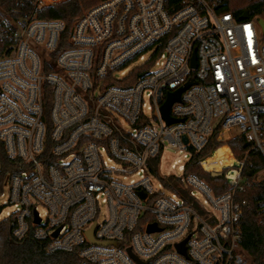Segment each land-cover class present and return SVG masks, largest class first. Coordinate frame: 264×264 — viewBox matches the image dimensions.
I'll return each instance as SVG.
<instances>
[{"label": "built area", "instance_id": "1", "mask_svg": "<svg viewBox=\"0 0 264 264\" xmlns=\"http://www.w3.org/2000/svg\"><path fill=\"white\" fill-rule=\"evenodd\" d=\"M63 1L0 17L14 236L76 252L80 264H140L129 249L144 264H247L240 194L264 190V8L243 18L221 0H102L64 37L62 19L39 16ZM191 80L168 124L162 105ZM169 148L186 159L181 175L162 170ZM193 162L223 192L188 172ZM256 209L264 223V196Z\"/></svg>", "mask_w": 264, "mask_h": 264}, {"label": "trees", "instance_id": "2", "mask_svg": "<svg viewBox=\"0 0 264 264\" xmlns=\"http://www.w3.org/2000/svg\"><path fill=\"white\" fill-rule=\"evenodd\" d=\"M100 1L102 0H66L58 3L54 7L43 8L39 11V16L47 19H62L66 25L64 37H67L70 34L74 21L86 9ZM221 2H224V10L233 11L238 17L246 10L253 15L260 13L264 8L262 0H221ZM13 8L20 9L23 13H29L33 11L34 3L33 0H0V17ZM4 47L5 43L0 42V53ZM61 48L62 46L59 49ZM230 144L236 155H243L244 150H240L241 148H239L243 144L241 139L233 138L230 140ZM223 152L224 149L219 151L216 157L219 158ZM11 169L12 163L7 158L4 144L0 141V196L4 189V182L8 171ZM187 171L206 177L217 194L223 192L225 189V181L222 178L212 177L209 173L204 172L199 164L195 162L187 166ZM166 183L171 185L169 181ZM172 185L175 189L178 188L177 184ZM263 196L264 190L260 186L248 188L240 194V197L246 198L250 205V208L247 207L245 209L240 221L242 244L252 256L255 264H264V223L261 222V216L256 209V201ZM80 263L81 259L76 252H48L44 241L36 240L31 236L23 240H18L13 234L9 219L5 218L0 220V264Z\"/></svg>", "mask_w": 264, "mask_h": 264}, {"label": "rangeland", "instance_id": "3", "mask_svg": "<svg viewBox=\"0 0 264 264\" xmlns=\"http://www.w3.org/2000/svg\"><path fill=\"white\" fill-rule=\"evenodd\" d=\"M232 132H234V130ZM185 162H186V159L184 158L182 153L178 152L177 150L169 148L166 150L165 155L162 160V170L163 172H173L178 175H181L182 172L178 169V166ZM174 163H176L175 168H171V164H174ZM132 177H136V176H132ZM153 182L156 186L159 183L157 180H153ZM163 191H165V193L167 194L170 193L167 189H163ZM197 197L201 201H203V199L205 198L199 192L197 193ZM7 200H8V187L5 186L0 196V207H2V212L0 213V220L5 219V217L7 216L6 215L7 211L13 210L11 206L5 204ZM40 211L43 213L44 209L40 208ZM247 264H255L251 255L248 258Z\"/></svg>", "mask_w": 264, "mask_h": 264}, {"label": "water", "instance_id": "4", "mask_svg": "<svg viewBox=\"0 0 264 264\" xmlns=\"http://www.w3.org/2000/svg\"><path fill=\"white\" fill-rule=\"evenodd\" d=\"M243 18H247L248 17V13L245 12L243 15H242ZM192 66L193 67H196V56L194 55L193 57V62H192ZM193 83H195L194 81H189L187 82L184 86L178 88L177 90L175 91H172L168 94V97L166 99V101L164 102V104L162 105L161 107V113L163 115V117L166 119L167 123L170 124V123H173V122H176L178 121V119H175L173 117L170 116V108L172 106V104L176 101H179L180 100V96H181V93L186 90L189 86H191ZM185 142H187V138L185 137L184 138ZM213 176H218V175H213ZM143 196H145V194H143ZM2 212V207H0V213ZM157 229V226L156 224H150L148 230L149 231H154ZM88 236L90 237L91 240L94 241V238H93V230L90 229L88 231ZM177 247L178 249L182 252V253H186V250H185V241H183L182 243H179L177 244ZM129 252L131 253V255L140 263V264H144L143 262H141L136 256H134V254L131 252V250L129 249Z\"/></svg>", "mask_w": 264, "mask_h": 264}]
</instances>
